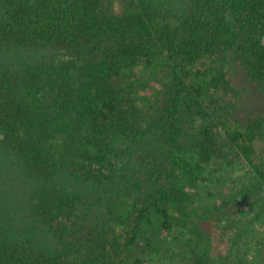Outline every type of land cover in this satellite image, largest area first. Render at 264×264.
Instances as JSON below:
<instances>
[{"label":"trees","instance_id":"obj_1","mask_svg":"<svg viewBox=\"0 0 264 264\" xmlns=\"http://www.w3.org/2000/svg\"><path fill=\"white\" fill-rule=\"evenodd\" d=\"M263 135L264 0H0V264H146L215 157L264 191Z\"/></svg>","mask_w":264,"mask_h":264},{"label":"rangeland","instance_id":"obj_2","mask_svg":"<svg viewBox=\"0 0 264 264\" xmlns=\"http://www.w3.org/2000/svg\"><path fill=\"white\" fill-rule=\"evenodd\" d=\"M234 72L235 68L231 69V74ZM146 120L143 117L139 123ZM200 124H195L192 133L198 132ZM149 130L150 125L136 137L129 135L118 147L120 151L130 147V155H120L114 161L117 168L126 165L133 170L146 153L154 152V130ZM257 152L259 161L264 160V135ZM213 161L211 170H218L217 157ZM212 171L199 182L185 185L166 242L161 245L156 241L152 250L149 237L143 236L131 252L133 256L146 264H264V191L251 192L248 182L231 170Z\"/></svg>","mask_w":264,"mask_h":264}]
</instances>
